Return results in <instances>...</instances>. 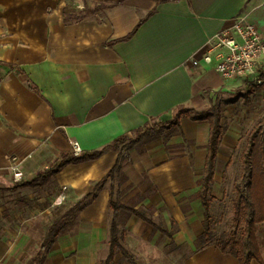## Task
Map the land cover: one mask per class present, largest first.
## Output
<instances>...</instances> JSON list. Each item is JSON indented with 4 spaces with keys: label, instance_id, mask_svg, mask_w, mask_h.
Returning a JSON list of instances; mask_svg holds the SVG:
<instances>
[{
    "label": "crops",
    "instance_id": "0c3cea01",
    "mask_svg": "<svg viewBox=\"0 0 264 264\" xmlns=\"http://www.w3.org/2000/svg\"><path fill=\"white\" fill-rule=\"evenodd\" d=\"M66 7L83 17L66 22ZM239 14L264 36V0H0V195L40 201L39 192L47 189L43 198H49L55 189L51 210L63 214L112 169L118 152L79 162L73 157L155 126L48 250L38 254L52 221L1 220L0 264H104L110 181L122 206L124 239L109 264H238L215 244L195 249L204 231L198 179L208 121L191 112L177 126L159 124L178 107L203 110L217 92L226 96L251 81L224 79L212 65L192 61L201 60L208 38ZM73 141L81 146L78 156ZM225 144L223 135L211 196ZM13 155L21 159L20 181L12 178ZM21 209L0 205V212L14 215ZM256 238L263 263L252 258L250 264H264V222Z\"/></svg>",
    "mask_w": 264,
    "mask_h": 264
},
{
    "label": "trees",
    "instance_id": "16d2710c",
    "mask_svg": "<svg viewBox=\"0 0 264 264\" xmlns=\"http://www.w3.org/2000/svg\"><path fill=\"white\" fill-rule=\"evenodd\" d=\"M62 13L66 22L83 17L82 14L74 15L73 11L67 7L62 10ZM260 75L262 76L263 73ZM245 88L246 85L237 88V97L242 95V91ZM209 101L210 104L200 111L194 108L178 107L174 110L172 119L165 124H159L160 128L163 126H177L180 118L191 112L194 113L193 118L206 119L209 123L204 167L202 175L198 179V185L200 186L199 194L205 210L204 231L196 237L194 241L195 249L215 244L223 253L236 257L238 264H250L252 258H257L263 263L256 238V226L264 222V112L248 131L245 145L241 152L240 174L233 184V228L228 233L214 237L209 222V208L212 199L211 186L215 175L219 144L225 130L224 123L221 120L222 93L217 92L215 97L209 98ZM233 101L235 100H230V102ZM154 128L155 126L146 125L133 138L121 135L99 150L71 159L72 162H79L84 159L97 158L107 150H116L118 152L115 165L100 181L95 183L93 190L74 201L60 217L53 220L46 228L38 248V254L50 248L62 232L65 223L81 211L90 200L96 197L97 191L103 187L107 180H112L115 172L119 169L121 159L128 157L131 146L152 132ZM53 172H48L47 174L40 173L36 177L44 179ZM38 178L22 185H33ZM109 207V250L103 262L104 264L112 262L115 253L123 248L120 241L124 239L123 233L119 230L118 226V212L122 206L115 200L112 181L109 182ZM130 211L135 212V210Z\"/></svg>",
    "mask_w": 264,
    "mask_h": 264
},
{
    "label": "rangeland",
    "instance_id": "374dc122",
    "mask_svg": "<svg viewBox=\"0 0 264 264\" xmlns=\"http://www.w3.org/2000/svg\"><path fill=\"white\" fill-rule=\"evenodd\" d=\"M245 79H248V77H245ZM246 83V88L242 91L240 97H237L234 88L228 95L222 96L221 120L225 126L223 135L224 142L227 144L224 145L217 164L215 195L211 196L209 208V222L214 237L228 233L233 228V184L240 174L241 152L244 148L248 131L264 112V73L261 76L260 84L252 81H246ZM232 99L235 101L230 102ZM46 192L47 189L39 192L38 195L42 196L40 201H36L35 198H27L26 194L10 198L6 193H2L0 195L1 206L5 207L15 204L20 209H23L17 210L15 215L12 211L7 213L5 211L0 212V221L10 220L16 223L38 222L45 224L57 219L62 213L60 214V209L51 210L56 199L53 197L55 189L54 192L52 191L49 194L51 197L43 198ZM63 201L66 200H61V202ZM44 209H50L51 211L46 213ZM75 216L68 222L74 219Z\"/></svg>",
    "mask_w": 264,
    "mask_h": 264
},
{
    "label": "built area",
    "instance_id": "2783aa9c",
    "mask_svg": "<svg viewBox=\"0 0 264 264\" xmlns=\"http://www.w3.org/2000/svg\"><path fill=\"white\" fill-rule=\"evenodd\" d=\"M209 47L200 61L221 74L224 79L234 80L248 77L253 83H261V73H264V36L246 16L237 15L230 25L222 28L208 38ZM73 155L82 153L77 141L71 142ZM21 159L10 157V169L14 181H20L23 171Z\"/></svg>",
    "mask_w": 264,
    "mask_h": 264
}]
</instances>
